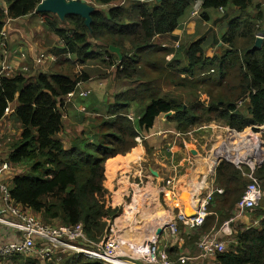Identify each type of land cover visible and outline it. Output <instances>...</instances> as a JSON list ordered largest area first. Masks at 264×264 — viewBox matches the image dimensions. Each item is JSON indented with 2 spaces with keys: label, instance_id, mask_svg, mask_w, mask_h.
<instances>
[{
  "label": "trees",
  "instance_id": "obj_1",
  "mask_svg": "<svg viewBox=\"0 0 264 264\" xmlns=\"http://www.w3.org/2000/svg\"><path fill=\"white\" fill-rule=\"evenodd\" d=\"M42 1L5 0L8 8H0V29L6 19L29 15ZM115 1L97 0L106 8L93 11L90 24L77 14L66 16L69 28L61 27L52 17L46 18L51 31L63 40V46L55 48L57 54H68L85 63L101 55L98 49L92 50L96 43L110 55L111 59L104 62L116 66L117 79L138 82L135 88L119 95L120 103L109 117L98 118L92 142L67 149L56 137L64 129L63 98L91 79L87 72L72 73V62L66 60L68 64L61 72L40 73L31 79L21 73L0 76V121L10 105L17 102L15 114L22 125L21 136L12 144L10 159L27 167L25 173L14 177V202L40 213L49 224L81 223L90 241L99 242L106 233L108 219L118 212L106 206L104 162L135 147L141 130H151L156 119L168 113H172L170 121L183 134L218 120L235 135L246 136V142L253 141L250 136L255 135L259 149L254 174L264 195V21L260 22L264 12L250 14L254 0H201L204 10L235 8L239 12L233 18H229L230 11L224 14L229 19L228 30L220 40L222 47L211 55L204 47L205 37H201L180 45L168 60L174 49L157 43L155 38L168 39L178 29L187 9L198 0H135L116 6ZM257 36L263 37L259 48ZM110 46L119 47L122 58L112 53ZM163 79L175 93L159 86ZM183 89L185 97L176 93ZM203 94L206 100H198L197 95ZM133 101L144 108V114L136 120L128 117ZM249 171V167L242 170L226 159L218 163L215 181L223 191L216 192L208 204L211 214L198 229L200 233L193 231L196 236L212 233L234 217L236 205L249 184L244 173ZM259 204L255 212L260 218L259 226L235 228L228 248L217 255V264H264V200ZM70 258V263L61 264H104L81 254Z\"/></svg>",
  "mask_w": 264,
  "mask_h": 264
},
{
  "label": "crops",
  "instance_id": "obj_2",
  "mask_svg": "<svg viewBox=\"0 0 264 264\" xmlns=\"http://www.w3.org/2000/svg\"><path fill=\"white\" fill-rule=\"evenodd\" d=\"M133 1L135 0H116L113 2V5H124ZM140 1L151 3L154 0ZM86 2L87 5L94 9V11L103 7V5L99 4L97 0H86ZM0 8L5 9V11L7 10L8 5L5 0H0ZM38 9L39 6L33 13L18 19H6L3 28L0 29V76L14 77L15 75L21 73L26 78L31 79L37 77L40 73L61 72L68 64L65 63L66 60H70L73 67L85 65L86 62H80L76 60V57H72L71 55L64 53L57 54L55 51V48L63 46V40L51 31L46 18L52 17L60 23L59 25L61 27L69 28V23V27H66V25L63 24L65 23L66 17L62 18L56 13L41 12ZM261 10L264 12V0H254V6L250 9V14L255 15L258 12L261 13ZM227 11L204 10L202 7V1H195L180 19L178 29L173 32L170 37L167 36V38L171 39L174 43L180 46L188 45L201 37H205V39L210 42V48L207 52L211 55L216 54L218 49L222 47L223 44L220 40L228 30V19L236 17L239 14L237 9L229 8L230 16L229 18H225L224 14L227 13ZM263 21L264 18L260 20L261 23ZM262 25L264 28V22ZM2 31L5 35L2 34ZM47 32L56 35L54 41L45 37ZM215 40H219L220 42L216 43L214 42ZM155 41L159 44L163 43V46L165 47L169 44L167 39L162 36L156 37ZM95 47L98 48L97 45H95ZM100 49L106 51L104 48ZM95 51H97V49ZM175 52L176 51L168 56L173 58ZM42 54L45 55V57L41 63H39L37 59ZM116 56L119 57L117 54ZM181 57L184 58L183 55H181ZM75 73H78V71ZM118 82L126 84L124 90L119 91V93L109 97V99L106 98V100L99 99L96 93L97 89L94 84L89 85L86 81L80 83L77 89L74 92H71L72 95L69 93L63 98L64 108L62 114L64 118V129L62 132L58 133L56 137L63 141L67 149L73 148V146L77 145V143L82 146L83 144L86 145L89 142H92L95 137L94 130L87 132L84 125H82L83 122L86 125L91 124L94 128V126L98 123L97 120L99 117H102L103 115L109 117L110 114L116 110L115 106L120 103V94L125 93L138 85L135 81L136 85L129 89L127 86H129L128 83H131L130 80H122ZM105 85L108 87L109 83H106ZM98 92H100V90H98ZM203 95H197V99L201 101L206 100V98H203ZM129 102L130 100L128 103ZM17 105V102L12 103L7 110L6 115L0 121V163L7 162L10 164V169L4 175V181L9 184L10 190L13 186L14 177L18 174L25 173L23 167L18 168L20 164L14 163L10 159L12 144L19 139L22 133L21 122L15 114ZM129 112L128 117L131 120H136L144 114V108H140L138 104L133 101L130 103ZM170 116H172V113L160 115L156 119L151 130H141L139 135L136 137L137 143L135 147L126 153L110 157L104 162L105 179L103 181V185L105 190H107V193L105 194L106 206L117 209L118 212L114 218L108 219V225L103 239L108 237L112 238L116 242L117 253H122L124 258L134 263L140 262L143 264H150L147 261L146 254L148 245L153 242L159 243L161 248L165 247V250L171 259L176 260L178 257L182 256L180 253L186 249L184 247L188 246L190 240L196 235L188 228L185 222L178 218V213L185 215L195 213L196 209L205 203L208 195H211L214 200L217 195L216 192H218V188L212 189L210 186V181L214 179L213 175L215 176L214 169L211 168L213 171L212 175L210 173L205 175L207 167H211L208 166L211 164L210 159L209 161H206V163L204 162V169L202 168L204 171L202 170L203 172L200 171V173L197 174L196 185L200 183L199 190H190L189 201L193 203L191 205L193 206L191 207L192 209H189L186 206L181 197L180 183L182 178L183 180L186 178V186H188V183L191 181L194 182L193 173L196 174L198 171V167L195 163L190 169L186 170L185 173L182 174L184 176L179 179L177 185L179 194L173 193V195L171 194V196H169L167 193L169 198H173V201L171 199L168 201L166 200L167 202L164 204L166 206L165 207L159 200L160 197H162L161 192H167L160 187L162 185V181L165 183L163 175L168 173L167 178L172 177L173 168H178L177 170L184 169V167L188 165L189 161H197L198 157L196 155L199 154L201 157L200 151L195 142L192 144L189 143V140H191L190 137L194 139L192 133L196 132L197 128L191 129L187 133L183 134L178 130L177 125L170 121ZM214 121L224 123L223 121L211 120L205 122L203 126H200V130L207 129L209 127L208 124ZM223 130L225 133V139L215 147V154L213 155L216 157L215 161L219 160V162L222 159L229 161V159L225 158L223 155L218 156V152L221 150L224 151L228 148L241 150L243 148L241 146L243 142L240 140L241 133L235 135L231 128H229L226 124ZM236 139L238 140L236 144H234ZM254 142L255 141L253 140L252 143H248V146L255 148L256 146H254ZM134 151H137V153H134ZM172 155H175L176 157V161L174 163H172ZM190 156H193L194 159L192 160ZM262 157L264 158V155H262ZM120 158H122V160L124 159V161H120ZM260 158L261 157H259V159ZM120 162H122V164H120ZM202 178L203 182L201 181ZM134 198L136 200H134ZM170 200L173 202L172 204ZM263 200L264 195L261 191L258 205H260L259 203ZM175 203H177V205ZM15 204L24 208L29 215L39 219L40 221L46 222L43 220L40 213H36L29 208H25L21 204ZM3 206V203L0 202V209H2ZM129 211L130 216L126 218L125 215H127V212ZM251 211L253 213L254 210ZM117 218H121L120 222H118L119 219ZM238 221L241 225L251 223L249 217H242L238 219ZM256 221H258V225L255 226L257 228L259 226L260 218H257ZM57 222L61 223L60 221ZM136 223L138 224L136 225ZM171 223H177L179 226L180 231L177 239L174 237L177 235L173 236L170 232ZM132 225H134V227H132ZM226 225V223L223 224L220 229L214 230L211 234L219 235L221 237L225 234H231V232H233V228L231 226H227L226 228ZM129 227H132L131 230ZM135 227L138 229H135ZM110 231H112V235L109 236L108 234ZM15 236V231L0 223V248L11 241ZM124 246H126V250H124ZM56 253L57 252L54 253L51 259L45 260L35 256L34 259L38 260L40 264H61L62 261L57 263H54L53 261L57 258ZM82 256L85 257L84 255ZM216 257L217 256L214 255L204 256L202 253L200 254L199 249V254L194 256V260H197L195 264H217ZM13 258L16 261L19 259V262H21L22 259L29 258V256L16 255ZM31 260L32 259H30V261ZM9 262L10 261L8 259L0 256V264H9Z\"/></svg>",
  "mask_w": 264,
  "mask_h": 264
},
{
  "label": "built area",
  "instance_id": "obj_3",
  "mask_svg": "<svg viewBox=\"0 0 264 264\" xmlns=\"http://www.w3.org/2000/svg\"><path fill=\"white\" fill-rule=\"evenodd\" d=\"M2 34L5 35L3 31ZM44 57L45 55L42 54L37 59L38 62L41 63ZM251 150L252 155L247 162L245 160L235 161L237 164L249 165L250 171L245 173V176L249 179V184L243 197L236 205L234 217L229 220L231 223L242 218L245 212L256 208L261 195L260 182L254 174L258 154L255 148H251ZM236 151L241 152V150ZM225 158L228 157L225 156ZM9 169V163H0V202L4 205L0 209V223L15 231L16 236L0 248V256L27 255L47 260L51 259L55 252L61 251L82 254L93 259H110L115 264H129V260L117 253L116 242L112 238L108 237L99 242H92L81 223L76 225H51L29 215L24 208L16 205L11 197L9 184L4 181V175ZM170 183L171 181L167 182V184ZM218 192L222 193V189H218ZM212 199L213 197L208 195L205 203L199 206L195 213L191 215L179 214L178 218L185 222L192 231L200 229L211 214L207 206ZM255 223L258 224V221L255 220ZM233 231L235 230L233 229ZM170 232L172 235H178L179 226L177 223L170 224ZM220 238L222 237L219 235H204L199 244L202 255L217 256L219 253L224 252L226 244ZM146 255L150 264H187V257L182 255L176 260L171 259L165 247L161 248L157 242L148 245Z\"/></svg>",
  "mask_w": 264,
  "mask_h": 264
},
{
  "label": "rangeland",
  "instance_id": "obj_4",
  "mask_svg": "<svg viewBox=\"0 0 264 264\" xmlns=\"http://www.w3.org/2000/svg\"><path fill=\"white\" fill-rule=\"evenodd\" d=\"M60 24V23H59ZM64 25H66V27H69L68 25V22L65 21V23H63ZM50 31V30H49ZM55 36L53 33L51 34L50 32H47L46 36L48 39H51L54 41L55 39ZM167 42L169 43L167 48H173L174 51L179 47V45H177L176 43H174L171 39H167ZM204 47L208 50L210 48V42L205 41L204 43ZM227 48V47H225ZM96 49H98V52L101 54V55H97L95 58H89L85 65H80V66H77V67H74L72 73H75L78 71V74H81L83 73L84 71L88 72V74L90 75L91 77V81L88 80L86 82H88L89 85H93L95 86V88L97 89V95L99 97V99L101 100H106V98L109 99V97H112L113 95H116L117 93H119V91H122L124 90L125 88V83H121V82H118V81H122V80H118L117 79V76H116V66H109L107 65L106 62H104V60L106 61H109L111 59L110 55L106 54V51L105 50H101L100 48H96L95 47V44H93V51H95ZM101 50V51H99ZM209 51V50H208ZM117 57H115L116 59ZM168 60L172 59L171 56H167ZM119 62V60H117V63ZM76 74V73H75ZM114 81V82H113ZM85 82V81H84ZM131 83H128L129 86H127L129 89L132 88V86L136 85L135 81L134 80H130ZM106 83H109V86L106 87ZM138 83V82H137ZM159 86H162L164 91L165 92H172V93H175V90L173 89V87L167 85V80L166 79H163L160 83H159ZM127 88V89H128ZM126 89V90H127ZM98 90H100V92H98ZM178 95H184V97L186 96V92L185 90H181V92H176ZM203 98H206L205 95H203ZM205 123H203L201 126H203ZM84 127L86 128L87 132H91L94 130V128L91 126V124H85L83 122ZM209 127L207 129H201L200 130V126H196L195 128H197L196 132L192 133V135L194 136V140L192 137L191 140H189V143H193L195 142L197 148L199 149L200 151V155L201 157L198 155H196L198 157L197 161H193V162H190L188 163V165H186L184 167V169H181V170H177L178 168H173V173H172V177H168V173H165L163 175V177L165 178V183L162 181V185L160 186L161 189H164V191H167V192H161V195L162 197H160V201L163 203V205L167 202L166 200L170 199L167 195L168 191L169 193H173L174 194H177L179 193V189H178V181L179 179L181 178V176H184L182 174L185 173L186 170L190 169L191 166L195 163V165L198 167V171L195 173H193V178H194V182L196 184L197 182V174L200 173V171H202L204 169V162L206 163V161H209L212 156L215 154L214 153V150H215V147L217 145H219L221 143L222 140L225 139V133H224V130L223 128L225 127V124L222 123V122H211L208 124ZM194 129V128H193ZM208 130V131H206ZM232 136V134H231ZM255 136V135H254ZM250 136L251 138H253V140L255 141L254 142V146L255 149L258 151L259 149V143H258V139L256 138V136ZM246 136H242L240 137V140L243 142L241 144V146L243 147L241 149V152L238 153L236 150H233L232 148H228L224 151H220V155H229L230 157L232 158H241L244 156V160L247 162L249 160V157L252 155V152H251V146H248V143H252V141H249V142H246ZM238 139H236V141H234V144H236ZM192 147V146H191ZM246 148L248 149L247 151V155L245 156V151H246ZM234 153H232L233 151ZM134 153H137V151H134ZM188 154V153H186ZM190 158L193 160L194 157L193 156H190ZM220 158V157H219ZM171 159H172V163H174L176 161V157L175 155H172L171 156ZM223 160V159H222ZM124 161V159L122 160V162ZM231 162H233L238 168H241V169H244V166H247L249 167V165L247 164H238L235 162V160H229ZM122 162L120 164H122ZM212 165H215V164H212ZM202 166H203V169H202ZM24 168L23 170L26 171L27 170V167L25 165H20L18 168ZM217 167V166H216ZM212 167H207V171L205 173V175H208L209 173L212 175L213 174V171H212ZM216 168H214V174H216L215 172ZM167 174V175H166ZM179 178V179H178ZM213 178L211 181H210V186L212 189H221L218 187L216 181H215V176L213 175ZM203 179V178H202ZM168 180L171 181L170 184H167ZM193 181H191V183H194ZM206 194V192H205ZM185 198L188 200L190 198V195L188 194L187 195H184ZM167 198V199H166ZM177 205V204H176ZM165 206V205H164ZM166 207V206H165ZM208 207V206H207ZM189 209H192L191 207H188ZM169 210V209H168ZM253 213L252 211H247L243 214V217H249V219L251 220V225L250 224H247V225H241L239 224V221L238 220H235V222L231 223V221H229L226 225V228L227 226H231L234 230L235 228H242V229H248L250 227H255L257 226L258 224L255 223V220L258 218L259 219V216L256 215V210H257V207L253 209ZM129 213L130 212H127V215L126 216H129ZM190 213H193V212H190ZM179 216V213L178 215ZM111 222V220H110ZM113 222V221H112ZM115 222V221H114ZM53 225H60L61 223H58L57 221H55L54 223H52ZM51 224V225H52ZM250 226V227H249ZM112 231H110V233L108 234L109 236L112 235L111 233ZM201 230H195V233H200ZM235 233V232H234ZM207 234H210L212 235L211 233H203V234H198L197 236L193 237L190 242L188 243V246L184 247L186 249H184L183 252H181L180 254L187 257V264H195L197 262V260H194V256L198 255L199 254V249H200V254L202 253V250H201V247H200V242L201 240L204 238V235H207ZM174 236V235H173ZM176 239L178 238V235L177 236H174ZM221 241H223L225 244H226V249L228 248V245L231 243V240H232V234H225L222 236V238H220ZM101 241V240H100ZM199 241V243H198ZM197 243H198V246H197ZM124 250H126V246H124ZM73 255H75L74 253H71V252H61V251H58L56 253V260H53L54 263H57V262H61V261H67V263H70L68 261H70V257H72ZM120 256H124L122 255V253L119 254ZM20 256H25V255H20ZM6 259H8L10 262L9 264H40V262H38V260L34 259V256H29V258H24L22 259L21 262H19V259L16 261L14 258H11L9 256H6L4 257ZM69 258V259H68ZM30 259H32L30 261ZM91 260H100L101 263H104V264H115L112 260L110 259H91ZM6 261V260H4ZM28 262V263H27ZM37 262V263H36Z\"/></svg>",
  "mask_w": 264,
  "mask_h": 264
},
{
  "label": "water",
  "instance_id": "obj_5",
  "mask_svg": "<svg viewBox=\"0 0 264 264\" xmlns=\"http://www.w3.org/2000/svg\"><path fill=\"white\" fill-rule=\"evenodd\" d=\"M38 10L41 12L56 13L62 18L66 17L69 14L81 15L86 19L87 24H90L92 20L91 14L94 11L92 7L87 5L86 0H44L39 5ZM262 42L263 38L258 36L256 40V47H261ZM110 50L116 53L119 58H122V53L119 47L110 46ZM218 162L219 160L216 161L213 169L216 168Z\"/></svg>",
  "mask_w": 264,
  "mask_h": 264
},
{
  "label": "bare ground",
  "instance_id": "obj_6",
  "mask_svg": "<svg viewBox=\"0 0 264 264\" xmlns=\"http://www.w3.org/2000/svg\"><path fill=\"white\" fill-rule=\"evenodd\" d=\"M140 139V138H139ZM223 148V147H222ZM218 150V149H217ZM214 153H215V151H214ZM248 153H247V148H246V151H245V156L247 155ZM218 156H221L220 155V153L218 152ZM229 158V157H228ZM245 158H244V156L243 157H241V158H235V159H231V160H235V161H237V160H244ZM215 160H216V157L215 156H213L212 158H211V164H209L208 166H213L212 164H214V162H215ZM205 165V164H204ZM238 165V164H237ZM203 168V167H202ZM204 171V170H203ZM202 171V172H203ZM197 176V175H196ZM182 177V176H181ZM179 179V178H178ZM182 181H181V183H180V189H181V193L180 194H182V199H183V201L185 202V204H186V206L187 207H193V206H191L193 203H191V201H189V199L187 200L186 198H185V196L184 195H187L188 196V194L190 195V190L192 191L193 189H195V191H197V190H199V184L198 185H196L195 183H188V186H186L187 185V183H186V178H184V180H183V178L181 179ZM203 179H201V181H202ZM188 182V181H187ZM203 182V181H202ZM177 186V185H176ZM174 193V192H173ZM173 193H169V191H168V195L169 196H171V194L173 195ZM177 194H179V193H177ZM196 194H197V192H196ZM178 196V195H177ZM197 196V195H196ZM137 198V197H136ZM178 198V197H177ZM167 199V198H166ZM172 201H173V198L171 197L170 198ZM179 199V198H178ZM200 199V198H199ZM134 200H136L135 198H134ZM169 200V199H168ZM167 200V201H168ZM170 200V201H171ZM201 200V199H200ZM199 200V201H200ZM133 201V200H132ZM171 201V204L173 203ZM193 201V200H192ZM134 202V201H133ZM153 203V202H152ZM175 204H177V203H175ZM174 205V204H173ZM179 205V204H178ZM153 206V205H152ZM129 210V209H128ZM134 210V209H133ZM192 211V210H191ZM130 212V211H129ZM132 212V211H131ZM151 215V214H150ZM126 216V215H125ZM129 216H130V213H129ZM129 216H126V218L127 217H129ZM155 217V216H154ZM123 218H125V217H123ZM117 219H119L118 220V222H120V220H121V218H117ZM162 221V220H161ZM117 222V221H116ZM147 222V221H146ZM163 222V221H162ZM152 223V222H151ZM150 223V224H151ZM138 223H136V225H137ZM143 224V223H142ZM132 227H134V225H132ZM131 227V228H132ZM151 227V226H150ZM130 228V227H129ZM131 228H130V230H131ZM122 229V228H121ZM135 229H138V228H136L135 227ZM129 230V231H130ZM134 230V229H133ZM135 231V230H134ZM123 251V250H122ZM129 264H136V263H134V262H131V261H129Z\"/></svg>",
  "mask_w": 264,
  "mask_h": 264
}]
</instances>
